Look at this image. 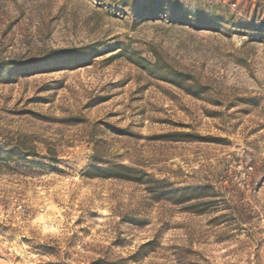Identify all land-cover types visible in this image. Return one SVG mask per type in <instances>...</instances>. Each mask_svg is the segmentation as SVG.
Segmentation results:
<instances>
[{
    "label": "rangeland",
    "instance_id": "1",
    "mask_svg": "<svg viewBox=\"0 0 264 264\" xmlns=\"http://www.w3.org/2000/svg\"><path fill=\"white\" fill-rule=\"evenodd\" d=\"M0 264H264V0H0Z\"/></svg>",
    "mask_w": 264,
    "mask_h": 264
},
{
    "label": "trees",
    "instance_id": "2",
    "mask_svg": "<svg viewBox=\"0 0 264 264\" xmlns=\"http://www.w3.org/2000/svg\"><path fill=\"white\" fill-rule=\"evenodd\" d=\"M127 170H133V169H131V168H127V167H125Z\"/></svg>",
    "mask_w": 264,
    "mask_h": 264
}]
</instances>
